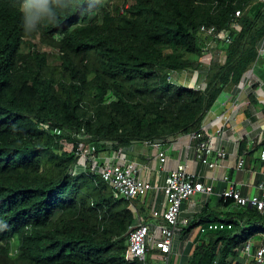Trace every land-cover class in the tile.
Returning <instances> with one entry per match:
<instances>
[{
	"label": "trees",
	"instance_id": "1",
	"mask_svg": "<svg viewBox=\"0 0 264 264\" xmlns=\"http://www.w3.org/2000/svg\"><path fill=\"white\" fill-rule=\"evenodd\" d=\"M22 3L0 0V264H145L126 252L147 204L137 200L135 213L91 166L79 168L64 144L104 155L199 133L225 91L249 74L254 88L264 81L257 68L264 2L71 0L30 33ZM203 26L230 30L231 41L217 40L225 61L199 73L198 89L183 71L198 70L190 55L201 57L213 37ZM57 127L62 134L49 142ZM248 141L240 155L250 162L257 149ZM232 204L221 198L192 215L180 233L194 234L185 264H243L242 248L264 243V216L236 204L225 211ZM212 222L231 228L197 230Z\"/></svg>",
	"mask_w": 264,
	"mask_h": 264
},
{
	"label": "built area",
	"instance_id": "2",
	"mask_svg": "<svg viewBox=\"0 0 264 264\" xmlns=\"http://www.w3.org/2000/svg\"><path fill=\"white\" fill-rule=\"evenodd\" d=\"M263 3L264 0H257ZM236 17L241 15V10L236 11ZM236 23L232 24L235 27ZM203 32H207L212 35V39L205 47V53L199 57V68L194 70L198 74L201 71L208 70L210 65L216 57L209 51L212 46L211 41L217 42V40L225 41L229 43L231 41V31L221 30L217 32L214 28L206 29L202 27ZM259 57L264 56V43L258 49ZM226 58V57H225ZM218 59L220 62L225 61ZM192 69H186L189 72ZM245 81H253L252 74H249ZM243 81V82H245ZM204 82V81H202ZM192 84L200 89L201 84ZM242 82V83H243ZM241 83V84H242ZM214 107L210 110V112ZM205 129L204 122L200 126V132L188 135L191 140L200 139ZM218 134L222 133V130L217 131ZM62 134L60 128H55L52 135L49 137V142H57L58 137ZM174 138H168L173 140ZM61 143H65L60 140ZM260 144L259 158L263 162L264 173V139L254 140L250 139L249 143ZM146 145H152L160 147L163 141H145ZM196 158L202 163L207 164L210 167L216 166L214 157L221 158L226 155L222 149H217L211 145V140L206 136L204 139H200L195 144ZM65 150L69 152H75L79 157V163L77 166L82 170L88 169L91 166L92 170L98 172L103 179L108 182L112 188L113 196L117 199H126L130 201V209L137 213V200L145 202L146 198L150 197L155 191L156 187L150 182L140 179L137 176L138 166H135L128 160L124 148L115 149L110 154L96 155V147L89 148L79 147L76 150L69 144H64ZM159 158L162 162L166 159V151L159 152ZM247 156L240 155L237 160V167L244 168L246 165ZM78 171L77 167L75 169ZM226 188L220 193V198L227 202L233 200L236 205L255 207L264 216V180L261 181L257 188L259 192L251 194L250 196L243 195L237 184L225 177ZM213 186L209 182L205 181L204 177L200 173L191 172L187 169L185 163H181L178 168L173 170L165 180L162 192L161 200L154 201L149 204L150 213L149 216H139L138 223L134 225L128 237L126 258L130 261H143L146 262L149 251L157 249L161 254L167 256L171 253L173 241L176 235L180 234L182 229L188 227L192 222V217H180L182 207L185 202H189V208H193L196 203L192 202V198L198 193L211 194ZM148 206V205H147ZM231 228L230 224L225 222H212L207 225H201L197 229L200 232L207 230H222ZM243 254L246 256V260L243 264H264V243H262L256 251L253 250L252 241H249L245 247L242 248ZM168 262V257H167Z\"/></svg>",
	"mask_w": 264,
	"mask_h": 264
},
{
	"label": "crops",
	"instance_id": "3",
	"mask_svg": "<svg viewBox=\"0 0 264 264\" xmlns=\"http://www.w3.org/2000/svg\"><path fill=\"white\" fill-rule=\"evenodd\" d=\"M257 68L264 69V56L259 57ZM187 73L192 78V71H189L184 73L183 79L191 80ZM200 83L201 81H199ZM252 94L257 100L256 103L251 102L250 96ZM204 124L203 132L211 140V145L226 153L224 157L213 158L216 161L215 167L202 164L196 158L195 142L188 135H181L176 139L168 140L165 144L163 142L160 147L134 143L124 148L128 160L138 166V178L144 179L156 187V191L145 200L148 208L146 207L142 216H149L150 203L161 200L160 189L163 188L168 175L181 163H185L189 171L200 173L205 181L213 186L211 194L200 193L202 198H205L203 201L198 202L192 198V202L196 203L193 208H189V202L184 203L180 214L181 219L192 217L201 204L216 205L221 199L220 193L227 186L225 177L234 181L245 196L259 192L257 186L264 180L263 162L259 158L260 144L258 142L251 144L248 141V146L257 149V152L253 157L254 161H246L244 168L237 167V160L241 154L240 142L244 137L256 141L264 139V81L261 80L256 88L253 86V81H245L225 91L217 99L214 109L206 116ZM218 130H222V133L218 134ZM163 151H166L164 162L159 158V152ZM245 155L247 156V154ZM234 205L235 203L225 211H230ZM193 238L194 236L182 239L181 234H178L174 238L169 255L165 256L157 249L149 251L148 254H151L153 259L158 260H166L168 257V264L170 261H173V264H185L184 251L187 250V245ZM255 242L257 241H252V244ZM241 258H244V263L246 256L243 253H241ZM146 264L150 263L146 260Z\"/></svg>",
	"mask_w": 264,
	"mask_h": 264
},
{
	"label": "clouds",
	"instance_id": "4",
	"mask_svg": "<svg viewBox=\"0 0 264 264\" xmlns=\"http://www.w3.org/2000/svg\"><path fill=\"white\" fill-rule=\"evenodd\" d=\"M70 2L71 0H23L20 10L25 32L36 31L44 21L54 22L57 19L56 9L69 7Z\"/></svg>",
	"mask_w": 264,
	"mask_h": 264
},
{
	"label": "rangeland",
	"instance_id": "5",
	"mask_svg": "<svg viewBox=\"0 0 264 264\" xmlns=\"http://www.w3.org/2000/svg\"><path fill=\"white\" fill-rule=\"evenodd\" d=\"M210 44L212 46L209 48V51L212 52V54L214 55V57H216L217 59L224 60L225 54H224L223 51H221L220 45L217 42H215V41H211ZM190 58L193 59V60H199V57L196 56V55H190ZM190 71H192V74H191L192 75V78L189 75V73H187V74H188V76H190V79L191 80H185V79H183V81H186L189 84H196V85L199 84V74L197 72H195L194 70H190ZM184 73H186V71L185 72L183 71V75H185ZM160 193H161L160 196L162 197V192H160ZM193 199L199 202V201H203L205 198H202V195L200 193H198L196 196L193 197ZM193 236H194V234L191 237H193ZM14 248L17 250V247H14ZM16 250L14 251V249H12L11 250L12 251L11 253L12 254H15L17 252ZM241 253H243V252H241ZM147 258H148L147 261L150 264H168L167 260L153 259L151 257V254H148V257ZM145 264H146V262H145ZM169 264H173V261H170Z\"/></svg>",
	"mask_w": 264,
	"mask_h": 264
}]
</instances>
